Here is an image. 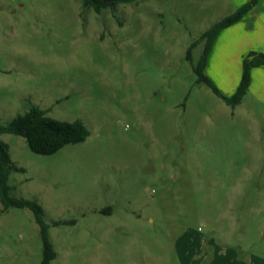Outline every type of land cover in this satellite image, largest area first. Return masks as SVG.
Instances as JSON below:
<instances>
[{"label": "rangeland", "instance_id": "1", "mask_svg": "<svg viewBox=\"0 0 264 264\" xmlns=\"http://www.w3.org/2000/svg\"><path fill=\"white\" fill-rule=\"evenodd\" d=\"M232 7L0 0V121L36 105L89 131L49 155L0 136L24 169L10 194L43 208L50 264H264V91L231 107L195 71ZM211 50L203 74L231 96L241 64ZM41 261L32 211L0 202V264Z\"/></svg>", "mask_w": 264, "mask_h": 264}, {"label": "trees", "instance_id": "2", "mask_svg": "<svg viewBox=\"0 0 264 264\" xmlns=\"http://www.w3.org/2000/svg\"><path fill=\"white\" fill-rule=\"evenodd\" d=\"M139 0H83V6L92 8L96 13H100L102 8L115 6L118 3H134ZM259 0H249L239 9L227 15L210 29L205 31L198 40L207 39V43L202 52L200 61L195 67L199 76V82L206 83L213 92L231 107L238 105L245 95L250 83V70L252 67L264 66V54L250 53L242 61V72L239 84L231 96L222 94L213 83L204 76L203 70L206 65V58L209 49L218 33L239 21ZM195 42L191 45L193 48ZM188 49V58L190 57ZM2 134H13L21 136L31 151L37 154L49 155L65 145L75 144L84 141L89 135L88 128L80 120L61 121L47 115V110L39 106L32 105L24 113L17 114L10 121L3 123L0 121V136ZM17 167L10 158L9 146L0 138V202L3 210L11 206L19 208H29L34 216L35 222L39 226V233L42 241V261L41 264H50L56 257V251L48 234L49 224L44 220L42 206L35 200L17 198L10 194L11 187L8 184L9 175L12 171H23ZM72 222V221H71ZM67 223V221H55L53 225Z\"/></svg>", "mask_w": 264, "mask_h": 264}, {"label": "crops", "instance_id": "3", "mask_svg": "<svg viewBox=\"0 0 264 264\" xmlns=\"http://www.w3.org/2000/svg\"><path fill=\"white\" fill-rule=\"evenodd\" d=\"M233 3V13L249 0H231ZM235 53L241 64L240 76L242 72V61L250 53L264 54V0H259L239 21L222 29L215 37L211 53L213 52ZM238 81V84H239ZM234 90L236 89L237 85ZM249 91H264V66L252 67L250 70ZM264 93V92H263ZM264 103V98L262 100Z\"/></svg>", "mask_w": 264, "mask_h": 264}]
</instances>
